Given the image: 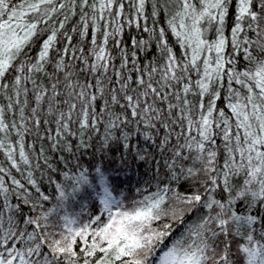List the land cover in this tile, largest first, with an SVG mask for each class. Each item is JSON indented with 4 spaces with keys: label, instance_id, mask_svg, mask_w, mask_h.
<instances>
[{
    "label": "snow or ice",
    "instance_id": "snow-or-ice-1",
    "mask_svg": "<svg viewBox=\"0 0 264 264\" xmlns=\"http://www.w3.org/2000/svg\"><path fill=\"white\" fill-rule=\"evenodd\" d=\"M148 2L149 0H128L136 16L145 20ZM231 2L232 0H166L165 7L169 3L175 6V13L168 24L180 47L185 49L183 62L168 46L165 30L161 29L157 46L164 55V64L159 69L150 66L149 82L146 83L142 77L135 81L144 86L141 97H150L154 102L156 99L162 103L167 102L169 116L173 110H177L180 119L187 122V131L196 133H181L185 143L180 144L174 151V157H181L180 149H186L189 155L183 157L184 159H191L194 164L199 162L203 165L199 169L187 168V175L194 177L197 172H202L205 177L206 198L200 193L176 197L181 204L187 206L188 211L195 209L197 205L209 210L208 215L202 218L194 229L188 230L189 238L194 234L196 239L191 243L187 240L177 241L159 256L158 264H264V213L240 215L234 210L238 200L245 202L247 209L257 205L264 207V59H261V56H264V0H236L233 26L226 35L225 18ZM75 3L76 0H16L15 3L13 0H0V81L5 79L10 69L18 73L11 84L0 83V89H10L17 96L21 93L27 95L28 90L22 88V84L35 85L33 75L43 72L46 64L55 63V72L65 71L64 57L69 53L72 37L64 34L67 43L63 49H56L55 45L58 43V33L69 19V13L75 15ZM97 5L101 13L99 19L105 21L102 40L96 35L99 31L98 17L95 15ZM158 6L157 0H152L153 17L158 15ZM86 7L91 9V16L85 12ZM65 9L67 12L64 19L59 20L58 27H54L51 34L43 40L35 60L21 59L18 65L15 64L14 61L26 56L25 50L30 47L33 38L46 31V27L40 26H47L55 14ZM79 9L82 23L80 35H86L89 28L93 33L90 41L92 47L88 52L92 61L89 63L83 55L76 57V49H72L71 58L81 59L93 73L98 69H104L106 72L109 56L105 46L110 37L119 35L121 31L116 25H119L123 18L125 3L122 0H94L92 3L90 0H79ZM105 11L112 17L111 20L103 15ZM128 22L133 21L129 19ZM206 26H211L214 30V39L207 38ZM113 27L114 30H110ZM143 30L151 31L147 26ZM252 34L255 39L251 38ZM134 46L142 48L144 41H135ZM229 46L232 49L230 53L226 52ZM50 50L57 52V59L54 61L50 57ZM80 51L83 53V49ZM238 52H243L244 58L255 65L254 70H237L235 53ZM257 52L260 55H256ZM127 62L125 59L121 67H126ZM157 71L161 72L162 83L159 89L150 82L152 75ZM193 73L197 77L194 82ZM116 77L119 80L122 73L116 72ZM65 78H68L67 75ZM233 82L241 85L246 95L235 90L232 87ZM96 84H100L99 79ZM177 85L180 86L183 96L180 91H173ZM128 86L127 82L121 84L122 89ZM68 87L72 85L69 84ZM224 87H227L229 93L228 108L235 117L234 125H230L226 112L217 108L216 101L220 99V89ZM51 88L55 90L56 84L53 83ZM189 93L199 96L198 104L191 103L187 98ZM85 95L83 89L78 93L82 99ZM170 97L177 103H172ZM35 98L37 102L40 101L43 98L41 92H37ZM95 99V96L91 97V100ZM124 99L131 107L132 117L139 116L146 126H154L151 121L161 119V112L154 103H145L138 112L141 103L139 99L134 100L133 96L127 94ZM9 100L11 101L12 97H9ZM111 100L112 103H119L115 91ZM233 100L235 102H232ZM13 106L10 102L6 107L11 111ZM74 108L75 105H70V110ZM197 110L199 116L194 119L192 114ZM151 112H155V116H150ZM214 112L218 113V117H214ZM32 113L35 116L37 109L33 108ZM89 115V109L85 107L82 110L83 118L79 121L81 129L89 127ZM91 119V126L94 128V113ZM123 122L117 117V121L111 122L110 127H119V123ZM56 123L63 131L70 130L63 113ZM35 125L39 127V119L35 120ZM162 126L171 133L168 124ZM233 127L236 131L232 130ZM9 128L15 130L17 125L14 122L7 124L5 109L0 108V133H6ZM20 128H24V125H20ZM218 133L226 152L222 166H218V153L213 150L219 147L214 138ZM18 134L21 137L16 141L19 145L20 162L29 165L23 132ZM57 135L60 133L57 132ZM209 144L213 147H207ZM0 150L10 162L11 168L21 171L20 165L13 158V145L7 143L6 138L0 139ZM193 151L196 153L194 156L191 154ZM174 166L175 161L169 165L170 168ZM97 171L98 184L101 187L100 204L103 206V212L107 213L106 222L102 223V215H96L90 222L83 224L68 218H65L63 223H55L49 219L50 214H43L24 218L21 221L24 227L21 228L14 219L19 208L14 209L8 202V197H28V190L8 168L0 166V197H3V204L0 205V264H150V256L154 255L156 246L169 235L171 228L169 224H164L159 231L150 227L152 221L167 215L161 208L164 196L157 193L155 198L146 197L138 202L139 206L132 211L122 210L121 203L111 196L108 179L99 169ZM239 175L245 177L244 182L234 189V178ZM6 177L13 187L7 185ZM28 177V183L35 188V181L31 180L30 172ZM77 184L91 186L86 174H81ZM57 188L63 198L62 189L59 185ZM218 189L226 194L223 200L214 195ZM36 191L39 192V189L36 188ZM40 199L47 200L48 197L41 194ZM23 203L29 204L30 198H25ZM8 210H12L13 214L8 216L7 225L4 226L3 213ZM172 217L182 221V212L173 211ZM257 225L262 227H255ZM241 235L244 242L238 244L233 252L228 238ZM221 236L223 239H218Z\"/></svg>",
    "mask_w": 264,
    "mask_h": 264
},
{
    "label": "trees",
    "instance_id": "trees-1",
    "mask_svg": "<svg viewBox=\"0 0 264 264\" xmlns=\"http://www.w3.org/2000/svg\"><path fill=\"white\" fill-rule=\"evenodd\" d=\"M15 3L16 0H13ZM94 0H90V3ZM125 3V11L119 26L121 31L119 35L109 38L106 52L109 56V67L105 72L104 69H98L96 73L90 71L81 59L71 58L72 49H76L75 56L81 55L87 57L89 63L92 58L88 56L91 49V37L93 35L91 28L84 36L80 35L82 23L80 20L81 12L79 9V0H76L73 9L75 15L69 13V19L65 23V27L58 33V43L56 49H63L67 43L65 33L72 37L71 47L68 55L64 57L66 68L63 72H55V63L50 62L45 65V70L33 75L36 81L32 83H23L22 88H26L27 95L21 93L16 95L12 90L0 89V108L5 109V122L11 125L13 122L17 125V129L9 128L6 133H0V139L6 138L7 143H11L14 148V159L20 165L21 171H16L10 166V162L0 150V166L8 168L9 172L27 188L28 197L21 196L17 198L15 195H9L8 202L13 208H19V212L14 219L19 227L24 225L21 221L27 217H36L43 214H50L49 219L55 223H63L65 218L76 219L79 224L88 223L95 218L96 215H102L103 222L107 221V213L103 212V206L100 204L101 187L98 184V169L108 179V186L111 196L122 205V210L132 211L139 206L140 201L146 197H153L159 193L164 196V202L161 208L167 215H162L161 219L151 222L150 227L161 230L164 224L171 225L169 235L158 244L155 248L154 255L150 256V264H158V258L168 248L172 247L177 241H185L191 243L196 237L193 234L191 238L188 236V230L194 229L195 226L208 215L209 210L197 205L193 210H186L187 206L181 204L176 197H188L196 193L205 196L204 192L205 177L202 172H197L196 176H188L187 168H202L199 162L194 164L191 159H184L189 152L186 149H180L182 156L174 157V151L180 144H184L185 140L181 133L187 135H196L195 132L187 131V122L182 121L177 110L172 111L169 116L167 102H160L158 99L153 101L152 98L141 97L140 93L144 91V86L138 85L135 81L143 78L145 82H149L150 66H156L158 69L164 64V55L158 45V38L161 29L165 30V38L168 46L172 48L173 53L182 60L185 55V49H182L177 42V37L171 32L168 21L172 19L175 13L173 4L165 7L166 0H157L158 15H151L152 0L146 4L145 13L147 19L136 16L134 8L128 3V0H122ZM195 2V0H194ZM171 8V10H170ZM236 8V0L228 6V13L225 18V34L230 33L233 26L234 14ZM67 9L54 15L53 20L46 27V31L41 32L34 37L30 47L26 48V56L14 61L19 64L21 59H32L38 56L41 50L43 40L47 35L51 34L54 27H58V21L64 19ZM85 12L89 16L92 15L90 8H85ZM95 15L98 17L97 25L99 31L96 35L100 40L103 39L104 20H100L101 15L99 6ZM103 15L111 20L112 17L107 11ZM132 20L129 23L128 20ZM55 22V23H54ZM91 25V20L88 21ZM178 24V21H177ZM114 26V27H116ZM147 26L151 31L145 32L143 29ZM110 29V30H114ZM208 31L206 36L209 40L215 38V32L211 26H206ZM76 29V31H73ZM179 30V29H178ZM255 39L254 34L251 35ZM135 41H144V46L135 47ZM80 49H83L81 53ZM250 51H252L250 49ZM226 52H232L229 46ZM135 53V56H133ZM256 55H260L258 52ZM238 71L254 70L255 65L250 64L245 58L243 52L235 53ZM52 60L57 59V52L50 50ZM127 60L126 67H121L124 60ZM264 59V56H261ZM121 72L122 77L118 80L116 72ZM18 73L14 69H10L3 81L0 83H9L14 80ZM67 75V79L65 78ZM193 73V82L196 79ZM100 84L97 85V80ZM127 82L128 88L122 89L121 84ZM154 87L160 88L161 72L153 74L150 81ZM159 82V83H158ZM55 83L56 89L53 90L51 85ZM71 84L72 87H68ZM89 85H93L89 87ZM232 87L240 91L242 95H246L241 85L233 82ZM85 90L86 95L82 99L78 96L81 90ZM115 91L118 96L119 103H112L111 97ZM173 91L183 92L180 86H175ZM198 92V90H195ZM221 97L216 101L217 108L226 112L229 117L230 125L235 124V117L232 116L228 108L229 93L227 87L220 89ZM41 92L42 99L36 101V93ZM125 94L133 96L134 100L141 101L139 112L147 104H155L161 112V119L152 120L151 125L146 126L144 120L139 116L133 118L131 115V107L128 106L124 99ZM167 94V93H165ZM95 96V100L91 97ZM12 97V100H9ZM187 98L193 105L198 104L199 96L189 93ZM172 103L177 101L170 97ZM26 101V103H25ZM208 97H205L207 104ZM13 103V109H7L8 103ZM232 102H235L233 100ZM70 105H75L70 110ZM87 107L89 109V127L80 128L79 121L83 118L82 110ZM36 108L37 113L34 116L32 109ZM21 109H23V119H21ZM64 114V120L69 124L70 130L65 132L62 128H58L56 121L60 119V114ZM95 114V127L91 126L92 114ZM155 112L149 113L155 116ZM193 118H198L199 110L194 112ZM214 117H218V113L214 112ZM70 117V119H69ZM119 117V127H110V123L117 121ZM40 120V125H35V120ZM175 121V123H173ZM168 124L169 129H165L162 125ZM24 125V128H20ZM233 131L236 129L233 127ZM19 132H23V142L25 144V153L29 158V165H23L19 159V145L16 141L21 139ZM57 132L60 135H57ZM217 141L218 148H213L218 153V166H222L226 152L223 141L218 133L214 137ZM162 141H166L162 143ZM235 143V142H233ZM212 148V145H207ZM193 156L196 153H191ZM141 157H143L141 159ZM237 160L239 157L237 155ZM175 166L170 168L169 165ZM31 173V180L35 181L34 188L28 183V173ZM81 174H86L89 184H77V180ZM2 175V174H0ZM7 185L11 188V182L5 178ZM245 177L243 175L234 178V189L243 184ZM60 186L64 195L61 197ZM39 189V192L36 191ZM74 189H76L74 191ZM167 189V191H164ZM47 196V200L40 199V196ZM216 198L223 200L226 195L219 189L214 194ZM30 198V203L25 205L23 200ZM3 204V197H0V205ZM183 210V211H182ZM234 210L240 215H257L264 213V207L257 205L252 209H247V205L242 200H238ZM182 212V221H178L172 217V212ZM218 211V209H217ZM12 210L3 213V225H7L8 216L12 215ZM214 214V213H213ZM257 228L261 225L255 226ZM30 230V229H29ZM243 234V230H241ZM218 239H223V236ZM229 243L233 252L236 251L237 245L243 243L241 237H229Z\"/></svg>",
    "mask_w": 264,
    "mask_h": 264
},
{
    "label": "rangeland",
    "instance_id": "rangeland-1",
    "mask_svg": "<svg viewBox=\"0 0 264 264\" xmlns=\"http://www.w3.org/2000/svg\"><path fill=\"white\" fill-rule=\"evenodd\" d=\"M175 7V6H174ZM170 10H171V8H170Z\"/></svg>",
    "mask_w": 264,
    "mask_h": 264
}]
</instances>
